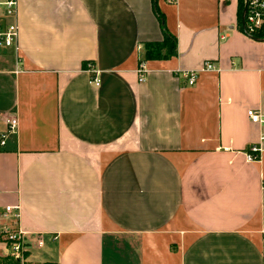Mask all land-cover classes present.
<instances>
[{
	"label": "crops",
	"instance_id": "1",
	"mask_svg": "<svg viewBox=\"0 0 264 264\" xmlns=\"http://www.w3.org/2000/svg\"><path fill=\"white\" fill-rule=\"evenodd\" d=\"M17 6L20 63L0 50V231L24 234V260L263 264L264 129L246 112L264 116V39L242 31L240 1ZM163 29L176 54L146 61Z\"/></svg>",
	"mask_w": 264,
	"mask_h": 264
},
{
	"label": "built area",
	"instance_id": "2",
	"mask_svg": "<svg viewBox=\"0 0 264 264\" xmlns=\"http://www.w3.org/2000/svg\"><path fill=\"white\" fill-rule=\"evenodd\" d=\"M169 3H174L175 0H167ZM242 12V27L243 32L248 38H256V34L261 32L264 34V0H244ZM18 6L17 0H0V50H11L14 53L15 64L20 63L19 50H18V35L19 29L17 25ZM203 72L217 71L215 65L210 62L202 64ZM147 73L146 65L141 62L136 70L138 83L145 81V74ZM181 78L185 81L186 86H193L196 82L197 74L195 72H181ZM90 84L95 86L99 85V81L95 78L90 80ZM246 115L251 124L261 126L264 129V116L257 110L249 109ZM8 131H13L17 127L15 119L6 120ZM260 142H264V131L260 136ZM2 144V143H1ZM260 149L256 145L248 148L245 155L248 163H254L259 160ZM19 206L6 207L5 214L13 212L14 218L17 220L19 217ZM6 234L5 244L9 249L10 255L14 260L22 261L23 257V236L20 231H8ZM262 246V261L264 264V234ZM38 245L41 246L42 242L39 240Z\"/></svg>",
	"mask_w": 264,
	"mask_h": 264
},
{
	"label": "trees",
	"instance_id": "3",
	"mask_svg": "<svg viewBox=\"0 0 264 264\" xmlns=\"http://www.w3.org/2000/svg\"><path fill=\"white\" fill-rule=\"evenodd\" d=\"M242 4L243 8V1L239 0ZM163 32V40L159 43H150L145 45V59L146 61L152 60H161V59H168L173 57L176 52V41L175 38L169 35L165 29L162 30ZM257 39H264V34L259 32L255 36ZM25 259V254H23ZM7 261H10L12 264H19L18 260H14L13 258H5Z\"/></svg>",
	"mask_w": 264,
	"mask_h": 264
},
{
	"label": "rangeland",
	"instance_id": "4",
	"mask_svg": "<svg viewBox=\"0 0 264 264\" xmlns=\"http://www.w3.org/2000/svg\"><path fill=\"white\" fill-rule=\"evenodd\" d=\"M5 241H6V234L0 231V242L5 243ZM9 258H12V256H10ZM0 264H12V263L10 261H7L4 257H0ZM19 264H37V263H32L30 261L22 260V261H19Z\"/></svg>",
	"mask_w": 264,
	"mask_h": 264
},
{
	"label": "water",
	"instance_id": "5",
	"mask_svg": "<svg viewBox=\"0 0 264 264\" xmlns=\"http://www.w3.org/2000/svg\"><path fill=\"white\" fill-rule=\"evenodd\" d=\"M244 12V11H243Z\"/></svg>",
	"mask_w": 264,
	"mask_h": 264
}]
</instances>
